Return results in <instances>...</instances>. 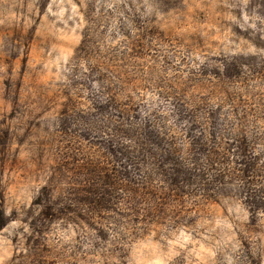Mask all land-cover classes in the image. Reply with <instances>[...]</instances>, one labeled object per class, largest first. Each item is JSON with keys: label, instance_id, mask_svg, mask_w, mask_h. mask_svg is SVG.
Segmentation results:
<instances>
[{"label": "rangeland", "instance_id": "374dc122", "mask_svg": "<svg viewBox=\"0 0 264 264\" xmlns=\"http://www.w3.org/2000/svg\"><path fill=\"white\" fill-rule=\"evenodd\" d=\"M0 264H264V0H0Z\"/></svg>", "mask_w": 264, "mask_h": 264}, {"label": "trees", "instance_id": "16d2710c", "mask_svg": "<svg viewBox=\"0 0 264 264\" xmlns=\"http://www.w3.org/2000/svg\"><path fill=\"white\" fill-rule=\"evenodd\" d=\"M5 224H6V219L3 211L0 209V230L5 226Z\"/></svg>", "mask_w": 264, "mask_h": 264}]
</instances>
